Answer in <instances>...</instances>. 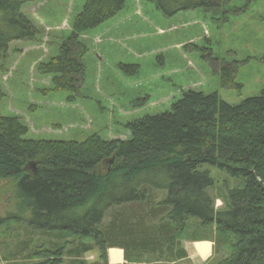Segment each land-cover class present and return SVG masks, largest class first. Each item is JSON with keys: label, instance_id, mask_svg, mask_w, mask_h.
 <instances>
[{"label": "trees", "instance_id": "obj_1", "mask_svg": "<svg viewBox=\"0 0 264 264\" xmlns=\"http://www.w3.org/2000/svg\"><path fill=\"white\" fill-rule=\"evenodd\" d=\"M28 1L0 0V72L6 71L10 43L38 42L41 31L21 10ZM126 1L84 0L69 35L55 44V55L37 65L50 76L51 91L75 100L88 51L81 36L113 18ZM147 1L167 16L201 10L225 21L239 10L227 8V0ZM219 71L221 87H241L234 82L235 63L224 62ZM125 128L124 139H32L25 138L29 128L21 115L0 112V191L14 208L0 224L23 222L60 238L53 245L21 247L15 255L26 249L22 264H62L65 252L74 254L73 264H84L77 256L93 249L89 243L102 264H108L107 248L122 249L126 264H171L186 257L184 238L213 241L205 264H264V88L238 103L188 88L169 111ZM103 160L110 161L108 167ZM203 165L234 178V184L213 195L216 180ZM190 229L199 233L185 236ZM73 239L77 247L68 248Z\"/></svg>", "mask_w": 264, "mask_h": 264}, {"label": "rangeland", "instance_id": "obj_2", "mask_svg": "<svg viewBox=\"0 0 264 264\" xmlns=\"http://www.w3.org/2000/svg\"><path fill=\"white\" fill-rule=\"evenodd\" d=\"M227 1V8L239 10L226 15L224 21L223 16L201 10L167 16L147 0H127L113 18L81 36L88 51L83 59L84 80L73 102L67 101L66 92L49 89L50 76L41 75L37 65L55 55V44L69 35L72 19L84 0L28 1L21 10L41 34L35 43L9 44L3 64L6 71L0 72V112L23 117L29 128L25 138L84 141L96 134L124 139L128 136L126 123L169 111L185 89L217 92L229 103L256 95L264 88V0ZM185 44L191 45L186 48ZM224 62L235 63L234 82L241 87L220 86L219 70ZM118 64L137 68L122 72ZM201 169H208L216 180L213 195L234 184V178L212 166ZM7 197L0 191L1 218L14 209ZM215 207H222V201L216 200ZM198 233L190 229L185 236ZM59 240L32 231L23 222H3L0 264H22L26 262L24 250L15 255L21 247L53 245ZM89 244L93 249L77 256V262L102 264L97 247ZM77 245L78 240L73 239L68 248ZM202 246L197 249L203 255ZM109 254L111 261H117L121 250L114 248ZM73 260L74 254L65 252L62 264H73Z\"/></svg>", "mask_w": 264, "mask_h": 264}, {"label": "crops", "instance_id": "obj_3", "mask_svg": "<svg viewBox=\"0 0 264 264\" xmlns=\"http://www.w3.org/2000/svg\"><path fill=\"white\" fill-rule=\"evenodd\" d=\"M181 246L183 248V250L186 253V257L181 260V261H177L175 263H171V264H204L206 263L210 258H212L213 256V241L210 239H203V240H196V241H192L190 239L184 238L181 241ZM199 244H203L204 246V254H200L198 249H197V245ZM114 248H107L106 249V258H107V263L108 264H126L127 262L124 259V254H123V250H121V254H120V258L117 261H111L110 260V250H112Z\"/></svg>", "mask_w": 264, "mask_h": 264}, {"label": "water", "instance_id": "obj_4", "mask_svg": "<svg viewBox=\"0 0 264 264\" xmlns=\"http://www.w3.org/2000/svg\"><path fill=\"white\" fill-rule=\"evenodd\" d=\"M103 163L106 164V166L108 167L109 164H110V161H108V160H103Z\"/></svg>", "mask_w": 264, "mask_h": 264}]
</instances>
